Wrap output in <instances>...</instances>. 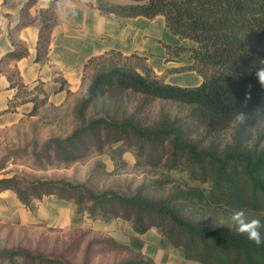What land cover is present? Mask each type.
<instances>
[{
    "label": "trees",
    "instance_id": "1",
    "mask_svg": "<svg viewBox=\"0 0 264 264\" xmlns=\"http://www.w3.org/2000/svg\"><path fill=\"white\" fill-rule=\"evenodd\" d=\"M131 1L124 5L98 0V7L120 18L163 15L169 30L183 40L166 44L171 54L167 60L182 54L192 60L190 66L169 72L192 69L203 76L202 83H167L165 74L156 73L146 56L106 50L84 65L86 89L74 108L75 124L64 136L48 137L34 156L44 168L41 161L70 166L94 152L106 153L119 170L128 163L125 154L131 153L137 165L160 167L185 177L160 196L147 184L128 194L98 191L88 181L19 175L0 178V192L14 191L31 210L45 195L69 200L81 217L73 220L74 224H83L86 216L105 224L127 221L138 247L108 239L114 246L135 251L134 257L116 264L155 261H145L142 249L141 236L150 229L159 232L161 248L177 250L200 264H264V245L257 247L231 221V209L242 208L249 218L264 225V86L255 76L264 66V0ZM35 3L37 0H28L21 15ZM41 15L37 61L48 58L51 34L58 22L53 9L41 10ZM24 20L21 26L28 24ZM27 55V47L19 45L3 60ZM9 80L10 86L17 88L11 101L14 108L22 92H28V85L18 74L10 75ZM38 90L30 97L34 107L29 116L38 114L48 101V92L42 87ZM131 95L141 96L137 104L130 103ZM156 99L188 108V112L161 111L158 118H148L145 111ZM97 104L100 108L89 116ZM238 111L245 112L248 119L233 126ZM65 117L43 120L42 124H57ZM228 129L230 136L223 138L222 132L229 134ZM168 179L159 178L160 190ZM260 231L264 236V227ZM0 264L68 263L58 255L14 248L0 251Z\"/></svg>",
    "mask_w": 264,
    "mask_h": 264
},
{
    "label": "rangeland",
    "instance_id": "2",
    "mask_svg": "<svg viewBox=\"0 0 264 264\" xmlns=\"http://www.w3.org/2000/svg\"><path fill=\"white\" fill-rule=\"evenodd\" d=\"M140 98L141 96L131 95L130 103L135 105ZM74 103L75 100L63 108L46 109L38 116L16 125H0V178L19 175L28 179L88 181V185L98 191L115 190L128 194L147 184L156 196H160L178 184L181 177H185L183 173L164 171L160 167L137 165L131 153L125 154L128 163L119 170H115L106 153L98 152L70 166L49 165L46 161H41L45 167H39L40 161L34 154L42 149L48 137L56 134L64 136L70 131L72 124H75L72 117ZM100 105L97 104L89 116ZM161 111L182 115L188 112V108L156 99L151 100L145 114H148V118L155 119ZM63 116L66 117L57 124L42 126L43 120H60ZM228 130L229 134L227 131L222 132L223 138L230 136V129ZM2 166L4 168L1 169ZM168 176V183L160 190L159 178ZM69 208L64 204L60 213L54 215L57 209L52 213L50 202L43 204L41 200L35 205V210H31L14 191L0 192V251L23 248L61 256L68 264H116L122 259L135 256V251L114 246L108 241L117 238L138 247V243L133 241V231L129 225L120 222L105 226L102 222L88 220L87 216L84 218L87 221L83 224H74L73 220L81 217ZM143 239L147 242L145 248L142 247L145 261L152 258L156 261L152 264H200L194 260L185 261L182 255L160 249L157 232L148 233Z\"/></svg>",
    "mask_w": 264,
    "mask_h": 264
},
{
    "label": "crops",
    "instance_id": "3",
    "mask_svg": "<svg viewBox=\"0 0 264 264\" xmlns=\"http://www.w3.org/2000/svg\"><path fill=\"white\" fill-rule=\"evenodd\" d=\"M27 1L4 0V6L8 8L0 11V15L6 18V24L0 28V125L19 124L28 118L38 116L46 109L63 108L74 100L73 105L75 106L86 89V84L83 83L85 63L93 56L109 49L122 50L126 54L138 52L146 56L156 73L165 74L167 83L197 86L203 81V76L192 69L169 72L171 68L190 66L192 60L187 54L167 60L171 54L166 44H180L183 40L169 30L163 15L153 18L143 15L120 18L114 13L103 12L98 7V0H89L86 6H79L74 15L71 13L58 14L53 9L54 5L47 8L55 11L58 22L51 34L48 58L37 61L41 10L45 9L35 3L23 17L21 10ZM76 2L79 4V0ZM105 2L124 5L132 3L131 0H105ZM23 19L28 21L25 26L20 25ZM19 45L27 47V56L3 60L6 54L19 48ZM13 74H18L21 80L28 85V92H22L16 106L11 108V101L17 93V88L10 86L9 76ZM63 82L64 88H62ZM39 87L48 92V101L38 114L29 116L28 114L34 107V101L30 97L39 93ZM5 192H10V190ZM42 201L43 204L50 202L52 213L57 209L54 215L60 213L64 204L70 206L69 209L75 213L71 201L61 199L56 195H45ZM39 212L38 210L37 213ZM120 222L129 225L133 231L132 226L123 219H116L107 224L102 222V224L116 225ZM151 232H157L161 242L159 232L156 229H150L141 236L144 241L143 248L147 245L143 237ZM132 233L134 234V231ZM159 247L162 249L161 246ZM168 252L180 255L177 250ZM182 259L189 261L183 257Z\"/></svg>",
    "mask_w": 264,
    "mask_h": 264
},
{
    "label": "clouds",
    "instance_id": "4",
    "mask_svg": "<svg viewBox=\"0 0 264 264\" xmlns=\"http://www.w3.org/2000/svg\"><path fill=\"white\" fill-rule=\"evenodd\" d=\"M44 9H47L54 5L53 9L58 14H75L79 6H86L89 0H79L77 4L76 0H37ZM4 6V0H0V11L7 9ZM6 24V18L0 15V28ZM264 64V62H262ZM261 86H264V66L260 67L256 73ZM248 116L243 111H238L232 121L233 126H239L245 124ZM227 208V205H224ZM264 215V213H261ZM231 221L236 225V229L239 233L245 234L249 241H252L257 247L264 245V236L261 235L260 229L264 227L261 221L257 218H249V214L245 209L235 208L231 209Z\"/></svg>",
    "mask_w": 264,
    "mask_h": 264
}]
</instances>
